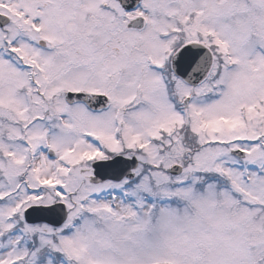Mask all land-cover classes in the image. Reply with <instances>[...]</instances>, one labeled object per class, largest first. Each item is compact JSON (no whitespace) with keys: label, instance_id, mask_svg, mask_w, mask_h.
<instances>
[{"label":"snow or ice","instance_id":"6c2138e0","mask_svg":"<svg viewBox=\"0 0 264 264\" xmlns=\"http://www.w3.org/2000/svg\"><path fill=\"white\" fill-rule=\"evenodd\" d=\"M0 264H264V0H0Z\"/></svg>","mask_w":264,"mask_h":264}]
</instances>
